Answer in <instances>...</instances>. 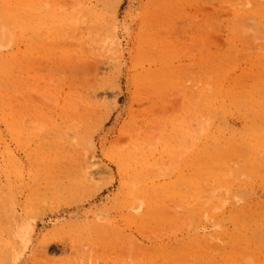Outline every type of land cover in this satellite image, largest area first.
I'll list each match as a JSON object with an SVG mask.
<instances>
[{"label":"rangeland","instance_id":"rangeland-1","mask_svg":"<svg viewBox=\"0 0 264 264\" xmlns=\"http://www.w3.org/2000/svg\"><path fill=\"white\" fill-rule=\"evenodd\" d=\"M32 3L43 9L41 20L31 19ZM145 4L123 2L120 57L100 47L83 60L71 51L79 27L67 29L61 17L78 9L76 0H0L9 40L0 72L12 68L9 86L0 87L10 101L0 97V183H8L11 156L23 166L12 173L20 201L31 172L42 184L88 178L67 200L34 211L12 264H234L236 228L251 238L250 253L244 234L237 246L245 264H264V228L256 225L264 217V164L243 156L219 165L223 181L206 180L204 194L191 181L199 172L193 163L220 162L214 151L197 157L198 149H221L217 137L231 132L244 140L252 125L264 129V0H182L151 56L141 51ZM256 144L245 156L259 151ZM259 157L264 162V147ZM189 199L212 203L197 213ZM235 201L253 206L251 215L215 226ZM197 226L215 235L205 241L212 258L200 259Z\"/></svg>","mask_w":264,"mask_h":264},{"label":"bare ground","instance_id":"bare-ground-1","mask_svg":"<svg viewBox=\"0 0 264 264\" xmlns=\"http://www.w3.org/2000/svg\"><path fill=\"white\" fill-rule=\"evenodd\" d=\"M78 4V9L70 10V7L65 8L62 14V24L66 26L67 29H72L73 26H78L80 30V38L76 39L77 43L74 48H71L72 54L74 56L77 55L78 58L89 59L93 55L95 56L100 47L105 49L109 48V50H114L118 57L121 56V48H120V38H119V13L120 9L123 5L124 0H76ZM182 2V0H146L145 10H144V20L142 23V33H141V51L144 50L145 54L156 53V49L153 44L155 43L156 36L159 33V30L163 28L165 24L169 22L170 17L176 12V7L178 4ZM50 2L47 3L49 5ZM36 5L32 3V7L30 8V15L33 21H36L38 18L41 20V16H44V11L41 6L35 7ZM70 8V9H69ZM40 16V17H39ZM2 16L0 13V20ZM9 37V36H8ZM7 37H4V30L0 24V49L3 45L8 44ZM11 69L7 67V69L2 70L0 72V87L1 83L4 82L9 86V77L11 76ZM84 70L81 69V72ZM117 71V70H116ZM88 75V74H87ZM87 75L83 73V79H87ZM117 76V72L114 73ZM16 76V75H15ZM119 76V75H118ZM21 78L20 75L17 76ZM85 83V82H84ZM80 95V94H79ZM78 95V97H79ZM0 97L5 102V104L9 103V99L3 96L0 91ZM18 98L15 97L17 101ZM21 101V100H20ZM80 101L86 104L87 106L92 105V99L90 96L83 94L80 97ZM216 101L212 100V104H217ZM259 102V100L257 101ZM17 105V102H15ZM261 106L256 107L259 109ZM258 114L260 111H257ZM261 117H264V112L261 114ZM232 134V135H231ZM231 135V141L228 140ZM225 138L220 136L217 137V144L221 145L222 148H215L214 150L206 148L204 152H202L201 148L197 150V157L199 155L212 156V152L214 151L216 154L220 155V162H215L211 165V159L207 162L199 161V163H193L192 168L199 172H196V176H193L191 179L194 182L192 185L195 186L194 193L204 194L206 180L216 177L219 178L222 173H219L217 169H219V165L232 167V162H240L241 159H244L243 156L247 159L252 160V165L255 166H263L264 162H261V158L259 157V152L262 151V147H264V129H257L255 125H252L248 131L247 136L240 139L237 137V133L231 132ZM192 137V136H191ZM227 140L226 144H222L221 141ZM257 143V144H256ZM256 144L259 151L256 154L245 156V152H247L248 146ZM76 153L79 151L77 149ZM244 153V155H243ZM247 154H249L247 152ZM78 161V158L76 159ZM80 161V160H79ZM78 161V162H79ZM238 162V163H239ZM209 167L213 172H205V170L201 167ZM22 163L19 159H14L13 156L9 157L7 163V180L8 183L5 185H1L0 183V264H12L15 256V252L19 251L21 247L24 245L26 240L24 238L27 236L31 228V223L28 222V218L32 217L34 211L42 206L43 203L47 201L53 202H62L67 200V198L71 197L74 192L82 189L87 177H69L67 183L57 184L45 182L46 184H42L37 175L31 172V178L29 182H25L21 184L24 187V191L27 188L29 193L25 200H18V190L16 183L12 179L13 174H17L21 168ZM223 181L220 177L219 181ZM224 185L221 188H224ZM195 195V196H198ZM237 195V194H236ZM213 196H216L214 192ZM206 203L203 204H194L192 200L189 199L188 204L189 208L198 207L196 212L202 213L203 211H208V205L211 204L209 199ZM236 201L233 203L234 206L230 210H223L220 212V215L223 218L220 221L215 223V226L223 225L222 220L226 219L228 216L233 219V222L237 224L239 220L243 218H247L251 215L254 210L253 206L248 204H242L240 206L236 205ZM224 205V204H223ZM222 205V206H223ZM222 206L218 210L222 208ZM241 210V214L239 213ZM228 211L230 213L228 214ZM228 214V215H227ZM262 215L264 214L261 213ZM34 216V215H33ZM227 216V217H226ZM249 220V219H248ZM259 229L264 228V217H261L260 222L256 223ZM256 227V229H257ZM237 229V228H236ZM236 229L231 234V240L229 241V245L235 255L232 253L231 257H234V264H245L243 261V255L246 253L240 254L237 250V246L240 241V237L244 234L242 230H238L236 233ZM193 241L195 242L197 252L199 253L200 259L212 258L209 252L206 249V242H212L215 239V235L213 234H205L202 232L200 226H197L194 229ZM31 233V231H30ZM259 233H255L254 236H258ZM245 241L248 243L246 248V252H251V238L244 234ZM192 239V235L190 236V240ZM192 241V240H191ZM237 252V253H236ZM240 255V256H239Z\"/></svg>","mask_w":264,"mask_h":264}]
</instances>
